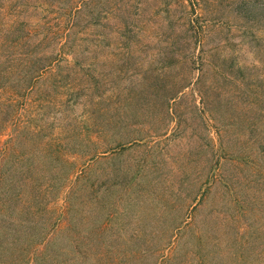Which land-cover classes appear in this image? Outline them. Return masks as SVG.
Listing matches in <instances>:
<instances>
[{"label": "rangeland", "instance_id": "rangeland-1", "mask_svg": "<svg viewBox=\"0 0 264 264\" xmlns=\"http://www.w3.org/2000/svg\"><path fill=\"white\" fill-rule=\"evenodd\" d=\"M19 56L26 84L54 63L24 99L44 130L0 133L3 244L14 226L30 264H264V0H0V67Z\"/></svg>", "mask_w": 264, "mask_h": 264}, {"label": "trees", "instance_id": "trees-1", "mask_svg": "<svg viewBox=\"0 0 264 264\" xmlns=\"http://www.w3.org/2000/svg\"><path fill=\"white\" fill-rule=\"evenodd\" d=\"M20 38V37H19ZM27 38H30L29 35L27 36ZM26 58L23 56H19L18 57V62H15V59L13 57H9L7 59H5V64L0 67V70H2L3 72H1L2 76L0 75V80H6L5 81V85H0L1 88H3V91L5 93H7V99L1 101L0 99V108L2 109V118H5V124L3 125V127H1V135H3V132L5 131V129H7V127L9 128V125H15L17 128L18 126L16 125L19 120H21L22 122V128L23 129H29L30 127H32L33 129H42L44 130V125H45V117L46 115H44V113L41 112V108L40 106L37 107L34 104H30L28 103V105H26V96L36 88V83L38 80L42 79L45 75V70H48L53 62V59L47 60V64L45 65L41 63V59L37 58L35 59V62L33 61V66L35 65V68H37V73L32 75L31 78V82L27 83L25 82V80H23L22 78H19L18 81H15L14 79V75L16 73V71H19L20 73L27 71L26 70V62H25ZM3 63V62H1ZM39 82V81H38ZM17 91V95L19 99L18 100H14V95L10 94L9 91ZM34 100V98H33ZM36 100V99H35ZM84 125V124H83ZM83 125L79 126V130L77 131V135L80 133L85 134L86 133V128H84ZM1 126V125H0ZM19 129V128H18ZM24 131V130H23ZM26 132V131H25ZM9 135V134H8ZM14 135L10 134L9 137L13 138ZM68 136H70V138L74 139L76 138V135H70L68 134ZM17 137V136H16ZM77 139V138H76ZM5 145L9 144L11 142H9L8 140L5 141ZM122 146H126L125 144H123ZM7 148V145H6ZM249 157V156H247ZM247 157L244 159V162L247 163ZM0 210H2L0 208ZM16 216V217H15ZM13 217H11L9 215L10 219V223L13 224L15 223V220L19 218H21L20 214L19 215H15ZM3 222V225H10V223H8L7 221V215L0 213V223ZM248 225V224H247ZM246 225V226H247ZM10 233L7 237V239L3 240L5 241V243L7 241H9L10 239V244L9 245H5L0 241V262L1 264L6 263V264H30V262L33 260L32 257H28L27 258V254L28 251H24L23 247H28L24 246V243H22V239L20 238V242L18 234L13 233V229L14 226H10ZM55 231L51 230V234H53ZM51 234H49V244H53V237ZM15 236V240L16 241H12L11 239ZM52 236V237H50ZM23 237V236H22ZM45 237V236H44ZM39 238H43L42 236H40V234H37V236L35 237H30L28 239H31V241L33 242V245L35 243V241ZM17 243L19 246H17V248H13V245ZM173 243V242H172ZM21 248L22 251L21 253H18V249ZM224 249V248H223ZM222 249V250H223ZM95 253L94 250L90 251V255L92 257V254ZM44 258H48L47 255V251L45 250V253H43ZM223 255V254H222ZM165 256V257H164ZM162 257V259H171L172 255L171 254H167L164 255ZM98 260H100V262H102V257L97 258ZM236 259V258H235ZM238 260V259H237ZM37 264V263H35ZM41 264V263H40ZM79 264V263H77Z\"/></svg>", "mask_w": 264, "mask_h": 264}]
</instances>
